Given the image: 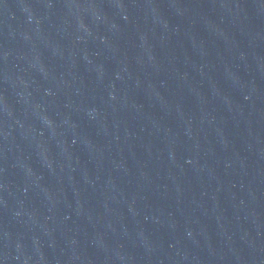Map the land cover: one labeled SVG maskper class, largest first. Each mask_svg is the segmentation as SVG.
<instances>
[{"label":"water","instance_id":"water-1","mask_svg":"<svg viewBox=\"0 0 264 264\" xmlns=\"http://www.w3.org/2000/svg\"><path fill=\"white\" fill-rule=\"evenodd\" d=\"M0 264H264V0H0Z\"/></svg>","mask_w":264,"mask_h":264}]
</instances>
